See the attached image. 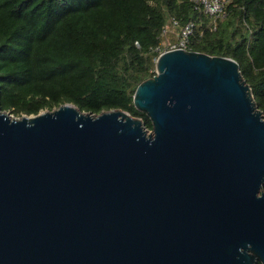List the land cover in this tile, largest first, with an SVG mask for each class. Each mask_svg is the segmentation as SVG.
Returning a JSON list of instances; mask_svg holds the SVG:
<instances>
[{
	"label": "water",
	"instance_id": "95a60500",
	"mask_svg": "<svg viewBox=\"0 0 264 264\" xmlns=\"http://www.w3.org/2000/svg\"><path fill=\"white\" fill-rule=\"evenodd\" d=\"M151 123L0 111V264H264V118L235 61L173 50Z\"/></svg>",
	"mask_w": 264,
	"mask_h": 264
},
{
	"label": "trees",
	"instance_id": "16d2710c",
	"mask_svg": "<svg viewBox=\"0 0 264 264\" xmlns=\"http://www.w3.org/2000/svg\"><path fill=\"white\" fill-rule=\"evenodd\" d=\"M171 20L192 24L187 51L237 63L264 118V0H230L215 29L191 0H0V111H122L150 132L133 94Z\"/></svg>",
	"mask_w": 264,
	"mask_h": 264
},
{
	"label": "built area",
	"instance_id": "2783aa9c",
	"mask_svg": "<svg viewBox=\"0 0 264 264\" xmlns=\"http://www.w3.org/2000/svg\"><path fill=\"white\" fill-rule=\"evenodd\" d=\"M203 14L211 19V25L215 29L216 21L224 17V12L230 0H191ZM193 26L191 23L179 27L176 21L171 20L168 25L162 29L160 35L161 42L154 50L159 55L173 50L187 51L188 39L192 34ZM168 35H174V42H168ZM165 44V45H164ZM158 55V56H159Z\"/></svg>",
	"mask_w": 264,
	"mask_h": 264
},
{
	"label": "rangeland",
	"instance_id": "374dc122",
	"mask_svg": "<svg viewBox=\"0 0 264 264\" xmlns=\"http://www.w3.org/2000/svg\"><path fill=\"white\" fill-rule=\"evenodd\" d=\"M165 45V44H164ZM9 114V113H8ZM10 115V114H9ZM10 119H12V120H19L20 118H17V117H14V116H12V115H10ZM148 132V131H147ZM149 133V132H148Z\"/></svg>",
	"mask_w": 264,
	"mask_h": 264
}]
</instances>
